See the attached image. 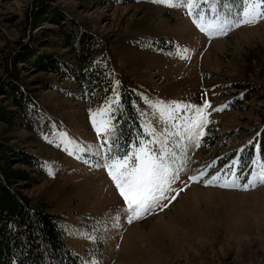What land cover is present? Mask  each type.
<instances>
[{
	"label": "rangeland",
	"instance_id": "374dc122",
	"mask_svg": "<svg viewBox=\"0 0 264 264\" xmlns=\"http://www.w3.org/2000/svg\"><path fill=\"white\" fill-rule=\"evenodd\" d=\"M32 2L0 0V51L27 40L33 27L23 35L20 24ZM187 3L139 0L77 9L91 33L110 46V74L116 76L112 89L119 78L138 98L141 128L148 138L137 139L138 147L132 145L122 155L139 148L141 141L156 153L167 146L177 178L158 208L129 221L104 167L109 155H120L107 102L80 101L38 85L39 101L51 118L49 130L35 138L25 130L14 132L45 168L26 194L34 205L44 202L48 211L62 215L66 241L83 264H264V183L254 175L263 162L249 178L256 180L255 187L243 188L221 186L233 179L238 185L248 182L237 179V158L215 160L222 141L229 150L248 138L223 140V132L256 124L257 110L264 105V18L224 24L222 32L212 34L200 30L199 17L203 15L206 28L217 18L220 23L234 21L245 0H191V10ZM5 78L0 69V79ZM244 90H250L251 99L237 101ZM196 107L204 109L208 121L198 141L188 137L183 123ZM101 109L107 110V133L97 128ZM213 160L221 171L211 172ZM217 173L216 182L204 183ZM192 176L199 179L190 180Z\"/></svg>",
	"mask_w": 264,
	"mask_h": 264
},
{
	"label": "trees",
	"instance_id": "16d2710c",
	"mask_svg": "<svg viewBox=\"0 0 264 264\" xmlns=\"http://www.w3.org/2000/svg\"><path fill=\"white\" fill-rule=\"evenodd\" d=\"M71 1L78 6L65 5L61 0H33L22 12L20 24L23 35L29 26L33 27L27 40L16 41L5 53L0 51V69L6 75L0 79V264H83L66 241L62 215L48 211L44 202L34 205L26 194L38 182V176L45 175V168L14 132L25 130L35 138L49 130L51 121L47 108L39 101L40 90L36 86L80 101L107 102L120 155L132 145L138 146L137 139L148 138L141 128L133 89L119 78L117 88L112 89L116 76L110 74V46L91 33V27L77 14V9L83 12L99 3L116 5L139 0ZM39 73L42 75L32 78ZM64 83L62 89L60 85ZM249 91L244 90L237 101L251 99ZM260 100L264 101V96ZM257 111L258 127L250 124L223 132V140L235 135L248 137L243 145L226 150L222 141V153L215 159L219 162L217 158L223 157L225 163L236 157L240 171L237 179L243 182L253 174L257 154L264 165V105ZM215 160L212 173L221 171ZM231 169L232 166L227 170Z\"/></svg>",
	"mask_w": 264,
	"mask_h": 264
},
{
	"label": "snow or ice",
	"instance_id": "6c2138e0",
	"mask_svg": "<svg viewBox=\"0 0 264 264\" xmlns=\"http://www.w3.org/2000/svg\"><path fill=\"white\" fill-rule=\"evenodd\" d=\"M162 4H171L172 0H158ZM180 6V5H177ZM191 10V0H188L186 5ZM191 14V12H190ZM264 18V0H245L244 8L236 19L224 20L223 23L216 22L209 23L208 27L204 26L203 15L199 17L197 26L201 31H207L212 34H219L224 30V24L236 23L244 24L255 21L256 19ZM119 83V82H117ZM205 101V105H207ZM179 106V105H177ZM105 109L100 110L101 120L97 123L98 131L107 133L110 127L109 121L104 118ZM169 111H171L169 109ZM163 112V108H162ZM95 115V114H94ZM206 113L201 107H196L192 115L184 121V126L187 130L189 138H198L204 135L203 125L207 123ZM111 153V149H109ZM108 162L104 167L108 171V175L114 182V185L122 198L125 211L128 215L129 221L142 216L147 213L151 208H158L159 202L167 199L165 193H171L173 189L171 184L177 178V173L172 169L169 158L168 149L166 145H162L159 153L152 152L143 146L133 149L125 155H109ZM200 175H203L201 172ZM256 175V179L264 183V165ZM220 173H217L211 180H205L204 183H214L219 178ZM190 180H197L199 176L189 177ZM256 180H248L243 185H238L236 180L233 179L231 183L224 182L221 186H242L243 188L255 187ZM175 199V196H172ZM170 202V201H169ZM166 206V205H165ZM91 238V237H89Z\"/></svg>",
	"mask_w": 264,
	"mask_h": 264
}]
</instances>
